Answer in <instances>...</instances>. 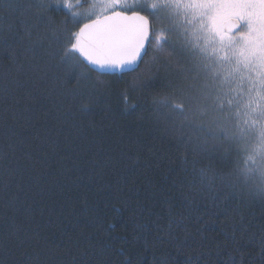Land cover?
Returning a JSON list of instances; mask_svg holds the SVG:
<instances>
[{"label":"trees","instance_id":"1","mask_svg":"<svg viewBox=\"0 0 264 264\" xmlns=\"http://www.w3.org/2000/svg\"><path fill=\"white\" fill-rule=\"evenodd\" d=\"M8 2L0 0V39L15 38L0 48V264H261L264 206L207 198L153 104L171 94L187 58L149 47L136 71L77 81L50 54L59 45L43 27L38 44L35 32L29 41L5 30ZM213 156L200 166H220Z\"/></svg>","mask_w":264,"mask_h":264},{"label":"snow or ice","instance_id":"2","mask_svg":"<svg viewBox=\"0 0 264 264\" xmlns=\"http://www.w3.org/2000/svg\"><path fill=\"white\" fill-rule=\"evenodd\" d=\"M7 10L13 19L5 30L18 28L19 39L29 41L35 32L38 44L46 38L43 27L49 43L59 45L50 54L77 81L92 72L136 71L149 47L186 57L171 94L153 99L183 149L185 170L218 206H264V0H10ZM61 11L58 25L49 13ZM14 40L0 39V48ZM213 153H220L221 165L200 166ZM260 246L264 251V232Z\"/></svg>","mask_w":264,"mask_h":264},{"label":"rangeland","instance_id":"3","mask_svg":"<svg viewBox=\"0 0 264 264\" xmlns=\"http://www.w3.org/2000/svg\"><path fill=\"white\" fill-rule=\"evenodd\" d=\"M161 26V25H160Z\"/></svg>","mask_w":264,"mask_h":264}]
</instances>
